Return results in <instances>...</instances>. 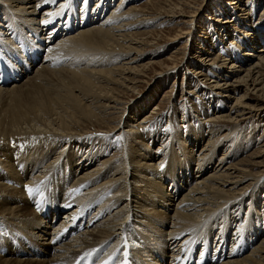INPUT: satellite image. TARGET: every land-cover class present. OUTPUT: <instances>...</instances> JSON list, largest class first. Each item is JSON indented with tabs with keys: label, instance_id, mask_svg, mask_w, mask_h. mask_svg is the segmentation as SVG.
<instances>
[{
	"label": "bare ground",
	"instance_id": "1",
	"mask_svg": "<svg viewBox=\"0 0 264 264\" xmlns=\"http://www.w3.org/2000/svg\"><path fill=\"white\" fill-rule=\"evenodd\" d=\"M62 1L52 4L45 0H0V264H213L211 241L200 238L210 230L217 235L214 254L219 251L226 255L222 264H264L263 236L249 254L240 256L236 253L245 243L236 247L239 240L235 237L242 230L243 218L250 228L261 217L258 195L251 190L264 177V146L247 155L248 159L233 161L246 147L239 141L243 122L264 114V40L259 42L261 39H254L253 33L245 34L244 46L252 50L242 52L241 47L237 58L229 63H222L224 60L218 57L198 58L200 70L215 66L221 71L214 79L202 71H191L192 76L229 104L202 121L208 137L195 158L190 159L188 155L203 137L201 126V132L198 129L189 134L188 142L174 134L164 153L161 147L151 151L150 144L156 141L157 134L148 132L149 123L145 122L152 112L139 119L135 116L137 110L125 112L132 102L122 100L121 93H135L140 82L146 81L148 67L156 63L137 61L145 46L156 43L146 39L150 32L130 28L144 27L163 16L164 21L183 17L178 18L183 27L175 39L188 35V41L191 26L201 14L195 10L198 0L149 1L144 7L151 6L156 14L148 12V17L139 14V7L129 6L123 12L122 0L120 7H113L101 19L98 18L111 0H91L96 3L94 7L90 3L92 16L81 9L80 23L96 19L101 23L96 21L87 29L81 26L79 29L84 30L72 35L69 14L78 0ZM200 1L201 7L207 2ZM241 3L245 0L238 5L239 13ZM44 5L47 8L39 13ZM88 5L89 0L81 4L82 8ZM182 7L192 9L183 11ZM64 15H69L65 23L60 21ZM123 16L139 19L130 25L118 22L111 26L113 19ZM226 19L222 28H232ZM78 24L74 22L73 26ZM43 27L51 30L45 33ZM184 44L166 58L163 71L181 64L177 55L183 52ZM257 45L261 46L257 49ZM66 56H72L74 63L64 62L58 68L57 61H65ZM118 58H122L119 63ZM50 59L57 60H53L54 66ZM9 62L12 67H8ZM35 64V70L29 71ZM20 75L26 79L20 80ZM54 80L57 85L51 82ZM172 90L166 91L168 97ZM125 114H130V120ZM111 121L120 122L114 126ZM227 127L238 132L235 138ZM115 128L122 130L125 140L132 139L118 152V147L106 145L107 137L99 136ZM51 145L56 146L51 149L56 156L40 153L44 149L48 152ZM221 147L223 152L213 163ZM165 155L168 156L163 161ZM63 165L77 177L68 189L70 199L66 201L62 199V179H57ZM47 167L50 170L40 172ZM206 168L207 172L203 171ZM167 176H180L183 181L185 190L178 192L176 200L170 199L168 188L157 180ZM247 196L248 210L244 208ZM135 206H141L142 213H136ZM169 220L170 225L163 230ZM232 227L233 238L228 234ZM180 234L178 243L171 248L169 241H175L174 236ZM248 240L254 243L255 238L250 236ZM186 241L201 245L185 244Z\"/></svg>",
	"mask_w": 264,
	"mask_h": 264
},
{
	"label": "rangeland",
	"instance_id": "2",
	"mask_svg": "<svg viewBox=\"0 0 264 264\" xmlns=\"http://www.w3.org/2000/svg\"><path fill=\"white\" fill-rule=\"evenodd\" d=\"M63 1H65V0H63ZM149 1H154V0H124L123 4H121L122 0H111V4H109V6L106 5L105 12H103L104 13L103 16L99 17L98 19H101V18L109 15L110 10L113 7H116L118 4H121V6L124 7L123 12L127 11L126 9H128L129 6L130 7L134 6V7H137V8L139 7L142 9L139 11V14L143 13L142 15L148 17L147 13L150 12V13H153L152 15H154V13L156 14L155 9H153L151 6H146V8L144 7V5ZM241 1L240 0H209V2H208V0H207L205 5L203 4L202 7H201L202 1H200V0L195 1V3H196L195 4L196 5L195 10L196 11L199 10L201 12V14L198 17L199 19L195 22V26H194V22H193V26H191V28H192L191 33L192 34L190 33L191 37L189 36L190 39H188V41L185 38V37H188V35L182 36L179 39H175V34L178 32L180 27L181 28L183 27V24L178 23V18H183V17H174V19L172 21H170V20L164 21L165 17L163 16V17H161L162 19L159 18L157 20L150 21L149 23L145 24L144 27L140 25L137 27H131L130 28V30L137 28L135 31L139 30L138 32H150L151 35L149 36V34H148L146 39H152L151 42H154L157 44V45L151 44V42H150L151 45L145 46L146 47L145 51H142L141 55L139 56L140 58H138V60H137L139 63H143V62H146L149 60L156 62L154 65L149 66L148 69L146 70V72H145V75H147L145 77L146 81L140 82L141 84L135 89V91H136L135 93H132L129 91H124L123 93H121V99L122 100H124V101L130 100V102H132V104L128 107V109L126 108L127 110L125 112H131L133 110H137L138 112L135 115L137 119H139L141 116H143L146 113H150V112L153 113V114L150 113L149 120H147L145 122V124L149 123L147 126L148 132H150L151 134L153 132V135L157 134L156 135V137H157L156 141L153 144H150L149 150L154 151L156 149L163 148L162 150L164 153L166 147L167 146L169 147V145H170L169 137H172V135L174 136V134L177 136V138L181 137L185 141L188 142L189 134L193 133L194 131H197L198 129H199L198 131L201 132V128H199V126L202 127L203 137L199 141V143H197V145L194 146L193 153H191V154L188 153L189 158L194 159L195 155L198 152V149L205 143V141L208 137V134H206L207 133L206 127L204 124L202 125V121L204 120L206 122V119L208 120L210 115L214 116L215 111L220 110V108L225 107V105H228L229 103L228 102L223 103L222 100H220L215 94H213V92H211L205 88L206 87L205 84L201 85V83H199L194 78V76H192L191 71H195V72L196 71H202L209 79H214V78H216V75L219 74L221 71V69L219 70L215 66L204 68V69L200 70V68L196 65L198 63L197 62L198 58H200V56L205 57V58H206V56L212 57V58L218 57V58H220V60L221 59L224 60V61H221L222 63H229L233 59L237 58V56L240 53L241 47L244 49V50H242V52L245 50L247 52H250V50H252L250 47L244 46V44L247 42L246 39H244L245 34H249V33L252 34L253 33V35H255V37H256L254 39H258V40L261 39V40H259V42L264 40V0H252V1L251 0L250 1L245 0V3H241V6H242L241 9L242 10L239 13V11H237V9H238V5L240 6ZM68 2L69 1L66 2L64 8L68 4ZM83 2H84V0H78L75 3L76 7L74 6V8H72L71 13L69 14L70 16H72L70 19V22L72 25L70 32H72V33L70 35L76 34L77 32L81 31V29L84 30V29L90 28L93 26V24L96 25V23H97L96 21L99 22L98 24L101 23L100 22L101 20H98V19H96V21H93V22L90 20L91 22H87V24H84V25H83V23H80V20H81L80 19V13H81L80 10L86 9L88 11L87 14L89 16H92L91 13H93V8L90 9V3H91V5L93 4V7L96 4L95 1L93 2V1L89 0V5L82 8L81 4ZM245 4H246V6H245ZM47 6L48 5L42 6L39 9V13L41 11H43L45 8H47ZM118 6L120 7V5H118ZM126 7H128V8H126ZM221 8L223 10H221ZM189 9H192V7H184L182 10L188 11ZM141 11H143V12H141ZM75 13L77 14V16ZM248 13L250 14V16ZM68 16H65V15L60 16L62 18L60 21H63V23H65L68 19ZM98 16H99V14L95 18H97ZM231 16H232V18H231ZM53 17H55V16H53ZM226 17H227V19H226ZM135 18H136L135 16H134V18H133V16L130 18H125V16H123L122 18L121 17L119 18L120 21H118L119 19L117 20L115 18V19H113V23H111L112 24L111 26H113V24L117 26L118 22H119V24L120 23L121 24L127 23L130 25V24L135 23L136 19H139V17H137L136 19ZM225 19H226V21L230 22V24L233 25V26H231L232 28H230V26H229V28H226V29L222 28L221 25ZM128 20H129V22H128ZM78 21H79V24L76 26H73L74 22H78ZM238 21H239V23H238ZM102 23H104V20L102 21ZM2 24L4 25V28H6V23L2 22ZM85 25L87 27H83L84 29L83 28L79 29V27L85 26ZM51 26H53V24ZM42 29H44L43 32H45V33L51 30V29L48 30V28H46V27H43ZM114 32L116 33V32H118V30H115ZM60 36L61 35H58V37H60ZM183 44H184V48H182V50H181L183 52L178 53V51H177V53H178L177 57L178 58L181 57V64H179L173 70L169 71L166 69L167 70L166 72L163 71L165 69H162L161 67L164 64L168 63V60H166V58H168L170 55L176 53L173 51L177 50V47H179L180 45L183 46ZM260 46L261 45H257L256 48L258 49V47H260ZM238 49H239V51H238ZM41 51L43 54V55L42 54L41 55L43 57L45 54L44 47L41 48ZM215 53H218L217 56ZM41 55L39 57V62H40V58H42ZM131 55H134V53H131ZM68 57L69 56L64 57L63 59L65 61L60 60L61 62L59 60L58 61L55 59H53V60H54V62L57 61L60 64V65H57L59 68V67H63L65 65L64 62H66V64H67V62H68V64L74 63L75 60L71 59L72 56L69 57L72 60V62H71V60H69ZM67 59L69 61H66ZM53 60L50 59V62L51 61L53 62ZM77 60L78 59H76V61ZM121 60H122V58L121 59L118 58L116 61H118V63H119V62H121ZM54 62L52 63V66H54L53 64H56ZM110 63H111V61H110ZM114 63L116 64V62H114ZM37 64L32 65L30 67L29 71L35 70L34 67L37 66ZM61 64H62V66H61ZM12 66H13V63L9 62L8 67H12ZM51 68H55V67H51ZM215 72H217V73H215ZM25 75H20L19 79L23 80ZM51 82H53V85L58 84L57 82H55V80L51 81ZM113 87H115V88L117 87V89H120V87H118L116 85H114ZM172 88H173V90L170 92V96L168 97L167 96L168 94L166 93V91L169 92ZM165 93H166V95H165ZM73 94L76 95L77 92L74 90ZM250 96L253 97L254 95L250 94ZM125 115H126L127 119L130 120L131 116L128 117L130 114L129 115L125 114ZM108 117H111V115H109ZM122 121H124V119H122ZM119 122L120 121H118V122L111 121L110 124L117 126L119 124ZM115 123H117V124H115ZM227 128H228V133H230L233 136V138H235L236 135L238 134V132H236L235 130H232V128L230 129V127H227ZM223 131H224V128H223ZM240 131H241V135L239 136V141H241L240 144L243 146H246V147L240 150V152L234 157L233 161H236V160H238L240 158H244V157L246 159H248L249 157H247V155L255 152L256 149L262 148L264 146V114L260 117L256 116L251 121L247 120L246 123L243 122V125L241 126ZM112 132H114V134H111ZM99 136L101 138H105V137L108 138L107 143H106V145L108 147H111V148H112V146H115V148L118 147L115 152H118V149L120 150V148L121 149L125 148L126 144H128V142L130 140H132V139H129L130 137H128V138L126 137L127 139L125 140L124 137H122L123 136L122 130L120 132V130H118L116 128H115V130L108 132V133H100ZM260 144H261V147H260ZM53 147H56V146L51 145L47 149L48 152H46V149H44V150H42L43 152H40V153L44 154V156H45L46 153L50 152L51 156H56V154H54V152L51 151V149ZM111 148L109 149V152L107 153L106 157H109V154L111 152L110 151ZM115 148H113V149H115ZM223 149L224 148L221 147V149L217 150V153H216V155L212 161L213 163L218 160L219 156L223 152ZM56 152L58 153L59 151H56ZM166 156H168V155H165V157L162 158L163 161L166 158ZM154 158L158 159L157 156ZM46 159L47 158H45L44 160H46ZM52 165H54V164H52ZM170 168H171V166H170ZM38 169L40 170V168L38 167L36 169V171L34 172L35 174H38V171H39ZM46 170H50V167L44 168L40 172H43ZM68 170H69L68 166L63 165V169H62L63 173L61 171H59L58 175H57V179H62L60 182L61 183L60 185L62 186V192L64 194V197L62 196L63 201H66L69 198L70 194H69L68 189L71 187L73 182L76 181L75 179H77L76 175L74 173L69 174ZM193 170L194 169L191 170V174L195 175V173H193L195 171H193ZM205 170H207V168L204 169L203 171H205ZM205 172H207V171H205ZM202 174L203 173H201V175ZM184 175H186V173H184ZM157 180L160 181L163 185H165L166 189L168 188L167 191H168V193H171L170 194L171 200H172V198L174 200H176L178 198V195H179L178 192L182 189L185 190V187L183 188L184 184H183V181H181L180 176L178 178L175 177L174 179L167 176V177L162 178V180L159 178H157ZM172 181H173V183H172ZM187 183H189V182H187ZM189 187L191 188V183H189L188 188ZM251 192L258 195L257 204L259 205L258 208L260 209V212H261V213H259V215H261L262 218L259 217V221H254L256 223L253 222V227L250 226V228H249L248 223L244 221V218L241 221V223H242L241 229L242 230H240L238 232V234L235 235V237H237V240H239V241H237L236 247L241 246L242 241H244L243 243H245V244L242 245L241 251L240 252L238 251L236 253L237 256H240L241 253L244 255H246L247 253L249 254L250 250L252 248H254L255 245L259 244L260 240H262L264 237V233H263L264 232V223H263V221H264V177L261 178V180L258 183V186L255 187L253 190H251ZM244 199H245V205L247 204L246 206L244 205V208L247 209V206L250 202L249 201L250 197L247 196ZM141 208H142L141 206L140 207L135 206L134 210L137 211L136 213H142ZM171 212H172V209L167 210V213L170 214ZM145 213L147 214V211H145ZM60 219H61V217L59 218V220ZM241 219H242V217H241ZM165 224H166L165 227L162 228L163 230L170 225V220L165 222ZM258 227H259V229L263 228L262 229L263 231L262 230L259 231ZM251 228H253V230ZM254 228H257V229H254ZM212 231L213 230L203 232L201 234L200 238L207 239L208 243H209V241H211L210 242V246L212 248L211 252L214 256V263L213 264H222L223 261L226 259V255L224 253L221 254L219 251H217L214 254V251L216 248L214 242L216 240L217 235L216 234L212 235L214 233V232L212 233ZM231 231L233 232L234 228L229 230V233L227 231V233L230 234ZM206 233H207V235H206ZM230 236L233 238L232 234H230L229 237ZM244 236H246V237H244ZM250 236H254V238H255L254 243L248 242L249 241L248 239ZM261 236H263V237H261ZM121 237H122V235H121ZM121 237H120V239H121ZM174 238H176L175 239L176 242L174 241V239H171L169 241V244L170 245L172 244L170 246L171 248L174 247L176 243H178L179 239L181 238V234L174 236ZM217 240H220V239L217 237ZM212 243H214V245H211ZM185 244L201 245V243L200 244H193V242H191V241H186ZM247 244H248V247L246 248ZM177 248H178V246L176 248H174V250ZM167 250H168V255H169L170 249H167Z\"/></svg>",
	"mask_w": 264,
	"mask_h": 264
},
{
	"label": "snow or ice",
	"instance_id": "3",
	"mask_svg": "<svg viewBox=\"0 0 264 264\" xmlns=\"http://www.w3.org/2000/svg\"><path fill=\"white\" fill-rule=\"evenodd\" d=\"M45 3L55 4V3H57V0H45ZM28 191L31 192L32 190L31 189H28Z\"/></svg>",
	"mask_w": 264,
	"mask_h": 264
}]
</instances>
